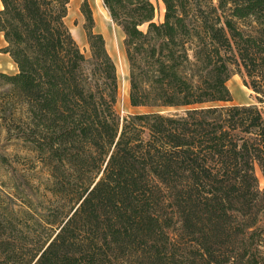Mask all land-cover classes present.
<instances>
[{
	"label": "trees",
	"instance_id": "1",
	"mask_svg": "<svg viewBox=\"0 0 264 264\" xmlns=\"http://www.w3.org/2000/svg\"><path fill=\"white\" fill-rule=\"evenodd\" d=\"M70 1L0 0V53L17 66L0 73V103L16 102L19 139L61 200L28 264H169L185 244L191 264H264V0H160L158 24L151 0H102L124 35L129 104L149 110L123 118L91 6L79 8L87 58ZM233 71L257 104L213 106L232 100Z\"/></svg>",
	"mask_w": 264,
	"mask_h": 264
},
{
	"label": "rangeland",
	"instance_id": "2",
	"mask_svg": "<svg viewBox=\"0 0 264 264\" xmlns=\"http://www.w3.org/2000/svg\"><path fill=\"white\" fill-rule=\"evenodd\" d=\"M82 1H70L65 23L81 52L88 58L89 49L83 29L84 18L79 11ZM88 2L91 6L92 0ZM151 2L155 7L154 22L162 23L164 16L162 2L160 0H151ZM103 20L98 24L95 22V31L103 35L108 54L116 67L117 64L121 66L120 74L117 69L119 97L116 110L121 118L148 113L149 110L146 108L131 107L126 97L122 99L121 82L127 85V95L129 94V71L123 46L124 35L111 19ZM141 29L145 31L146 25ZM226 85L232 100L213 106L257 104L254 92L244 85L243 79L234 71ZM16 108V102L8 105L0 103V117H2V120L0 118V260L2 264H28L33 259L52 234L54 226L49 221L54 218L48 216L53 214L55 204L61 201L52 198L48 190L47 169L40 163L31 147L19 139L21 130ZM188 109L190 108L166 109L162 113L183 115ZM254 171L258 179V188L264 191V178L257 165L254 166ZM257 226L264 229V213ZM192 248L194 246L189 244L177 248L175 257L170 263L191 264ZM123 261L124 264H147L145 258L137 255H127Z\"/></svg>",
	"mask_w": 264,
	"mask_h": 264
},
{
	"label": "bare ground",
	"instance_id": "3",
	"mask_svg": "<svg viewBox=\"0 0 264 264\" xmlns=\"http://www.w3.org/2000/svg\"><path fill=\"white\" fill-rule=\"evenodd\" d=\"M91 6H92L93 16H94V20H95L96 24H98L100 21H104L103 19L109 21V19H110L109 15L107 14L106 10L104 9L101 0H92ZM117 69H118L119 74H120L121 66L118 64H117ZM120 85H121L120 89H121L122 99H124L126 97V100H128L127 85L123 84L122 82Z\"/></svg>",
	"mask_w": 264,
	"mask_h": 264
},
{
	"label": "crops",
	"instance_id": "4",
	"mask_svg": "<svg viewBox=\"0 0 264 264\" xmlns=\"http://www.w3.org/2000/svg\"><path fill=\"white\" fill-rule=\"evenodd\" d=\"M97 33H99V32H97ZM6 45L7 44L4 41L2 34L0 33V49L5 48ZM16 72H17V66L13 62V60L10 58V56L8 54H5V53H0V73H6V74L12 75V74H15Z\"/></svg>",
	"mask_w": 264,
	"mask_h": 264
}]
</instances>
